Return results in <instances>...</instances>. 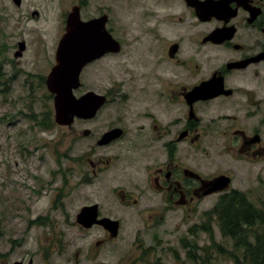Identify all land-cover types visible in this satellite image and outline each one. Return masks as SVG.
<instances>
[{"label": "rangeland", "instance_id": "1", "mask_svg": "<svg viewBox=\"0 0 264 264\" xmlns=\"http://www.w3.org/2000/svg\"><path fill=\"white\" fill-rule=\"evenodd\" d=\"M79 3L83 21L106 14L109 28L119 38H149L144 6L150 0H134L122 15L114 0H21L19 7L13 0H0V264L30 260L33 264H248L243 251L220 230L213 212L218 194L201 195L191 204L189 197L185 203L171 202L166 210L151 205L159 201L158 195L147 200L148 206L127 207L113 194L118 188L132 189L145 177L143 170H134L136 159L124 157L120 152L125 151L118 149L137 134L139 125L130 123L135 119H124L136 109L135 102L124 110L113 95L93 120L74 123L72 141L64 137L68 130L55 123L53 97L41 79L55 65L67 15ZM104 7L107 12L102 11ZM20 42H25L26 50L16 59ZM131 44L136 49L137 42ZM112 58L106 66L117 72L114 62L119 59ZM120 61L131 69L139 65L128 56ZM101 65L86 68L81 78L100 77ZM35 118L48 119L47 128L33 122ZM116 126L127 128L125 141L111 149L99 148L100 137ZM85 129L92 131L91 137L82 136ZM106 151L115 161L110 170H98L94 176L90 159L93 153ZM186 161H192L190 155ZM207 163L204 160L202 166ZM219 166L231 170L198 172L207 179L231 177L229 190L241 192L255 207L264 209V163L233 165L223 156ZM95 203L101 216L120 221L114 240L101 227L86 230L76 223L81 208ZM232 255L238 256L239 263Z\"/></svg>", "mask_w": 264, "mask_h": 264}, {"label": "flooded vegetation", "instance_id": "2", "mask_svg": "<svg viewBox=\"0 0 264 264\" xmlns=\"http://www.w3.org/2000/svg\"><path fill=\"white\" fill-rule=\"evenodd\" d=\"M133 1L114 0L117 13L127 12ZM74 6L81 12L83 5ZM144 9L148 11L146 40L119 38L109 28V16L100 15L108 17L105 29L119 50L87 64L83 71L100 62V77L82 79V71L80 86L73 93L102 96L103 107L113 95L124 110L135 102L136 109L124 119H135L130 123L139 125L137 134L118 149L125 151L120 152L124 157L136 159L134 170H143L145 177L132 189L118 188L113 194L127 207L148 206L147 200L158 195L159 201L151 205L166 210L171 202L185 203L189 197L191 204L210 191L215 178L207 179L198 170H231L219 166L223 156L233 165L264 163V0H150ZM131 42H137L136 49ZM124 56L139 65L123 67ZM112 57L119 59L114 62L117 72L106 66ZM41 82L46 87V79ZM199 88L206 93L199 94ZM78 120L93 119L74 123ZM74 123L58 126L68 130L67 140L74 138ZM121 126L105 132L120 129L118 139L97 146L105 150L124 142L128 130ZM188 155L191 162L186 161ZM114 161L107 151L93 153L94 176L98 170H110ZM69 178L63 180L65 187ZM99 218L119 221L101 216L100 206Z\"/></svg>", "mask_w": 264, "mask_h": 264}, {"label": "water", "instance_id": "3", "mask_svg": "<svg viewBox=\"0 0 264 264\" xmlns=\"http://www.w3.org/2000/svg\"><path fill=\"white\" fill-rule=\"evenodd\" d=\"M13 2L16 6H21V0H13ZM107 21L108 17L103 16L83 22L78 6H74L67 16L66 32L56 51V65L46 80L48 91L54 94L55 121L59 125H71L75 118L92 119L105 103L104 97L94 93H88L77 99L73 95V90L80 86L79 77L87 64L101 58L106 53H117L119 50V44L105 29ZM25 50V42H20L15 58L22 57ZM206 91L205 88L198 89L199 94L206 93ZM84 135L88 136L90 132L86 131ZM121 135L120 129L111 131L102 137L98 145L109 144ZM230 183V178L221 176L212 183V188L206 194L222 191ZM98 215L97 205L84 207L77 216V223L86 229H90L94 225H101L111 233L112 238L117 237L120 223L108 218L99 220ZM29 264H33L32 260Z\"/></svg>", "mask_w": 264, "mask_h": 264}, {"label": "trees", "instance_id": "4", "mask_svg": "<svg viewBox=\"0 0 264 264\" xmlns=\"http://www.w3.org/2000/svg\"><path fill=\"white\" fill-rule=\"evenodd\" d=\"M48 121L33 119L46 128ZM213 212L218 216L222 233L233 240L237 250L243 251V260L248 264H264V209H258L244 194L233 190L219 199ZM231 257L239 263L237 255Z\"/></svg>", "mask_w": 264, "mask_h": 264}]
</instances>
